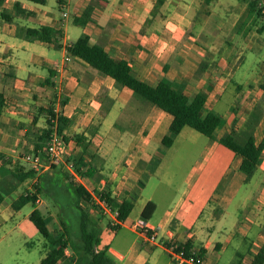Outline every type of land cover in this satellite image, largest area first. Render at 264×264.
Masks as SVG:
<instances>
[{
  "label": "crops",
  "instance_id": "1",
  "mask_svg": "<svg viewBox=\"0 0 264 264\" xmlns=\"http://www.w3.org/2000/svg\"><path fill=\"white\" fill-rule=\"evenodd\" d=\"M156 1L65 0L61 6L57 0H0V92L5 96L0 113V169H32L23 157L29 150L35 151L37 137L47 127L46 110L68 120L63 130L68 143L63 162L22 182L10 174L0 176V229L13 227L26 244L39 240L41 236L29 220L33 206L30 204L32 209L26 214L20 213L25 205L18 210L12 207L19 196L33 190L39 175L79 181L90 194L104 192L118 204L132 195L134 208L140 186L163 164V158L157 165L152 161L161 153L172 116L67 53L66 47L73 42L70 38L75 41L88 35L112 59L126 61L141 81L150 86L164 82L191 98L201 94L205 97L202 114L213 112L221 118L214 139L205 137V141L204 135L185 127L166 148L175 152L179 142L178 156L182 157V150L188 155L194 153L195 144L203 143L205 156L157 225L148 220L159 228L157 241L144 242L127 225L133 220L127 217L120 228H129L135 238L121 254L101 239L116 231L109 224L101 225L102 217L98 249L108 246L117 264H155L161 251L167 252L166 243L188 244L192 251L203 253L204 264H218L210 256L237 238L247 248L236 251L231 264L239 257L241 264H250L264 244V150L254 172L247 176L239 168L240 158L218 139L226 133L241 135L249 121L263 125L254 130L255 142L264 136V87L260 70L252 68L260 53L264 55V32H259L264 21L246 0H164L155 8ZM88 6L93 22L73 24V17ZM42 26L62 32L61 48L16 35L17 28ZM230 86L239 105L230 102L221 114L218 104ZM79 156L85 176L68 167ZM148 202L153 201L148 198L138 216ZM245 209L247 215L241 222L238 212ZM87 211L97 217L94 208ZM46 252L42 251L36 264Z\"/></svg>",
  "mask_w": 264,
  "mask_h": 264
},
{
  "label": "trees",
  "instance_id": "2",
  "mask_svg": "<svg viewBox=\"0 0 264 264\" xmlns=\"http://www.w3.org/2000/svg\"><path fill=\"white\" fill-rule=\"evenodd\" d=\"M35 3H43L44 0H31ZM249 4L250 10L256 12L258 18H261L260 10L257 8V3L260 0H246ZM264 2V0H262ZM59 5H63L65 0H57ZM164 0H157L155 8L160 7ZM92 7L88 6L81 14L73 17V24L78 26H85L86 24L93 22ZM4 16V15H3ZM5 18V17H4ZM259 32H264V22L259 27ZM16 35L20 38L31 42H37L45 45H51L55 48H61L60 41L62 39V32L50 27L39 28H17ZM67 53L71 56L78 57L86 62L90 67L96 69L101 74L112 78L118 85L131 90L135 95L141 99L156 106L160 111L165 112L172 116V121L169 125L167 133L162 138L161 144L163 147H170L176 136L185 127H189L198 133L213 138V134L216 128L220 125L221 118L219 115L208 112L202 114V109L205 103V97L201 94H196L192 98L186 93L178 92L172 89L164 82H159L155 86H150L147 83L138 79L131 71L129 64L124 60L116 61L112 59L103 47L92 44L88 35H82L73 41L66 47ZM5 105V96L3 92H0V113ZM47 111V127L37 137L36 148L32 153H40L46 142L48 141L53 127H56V131L59 134H63L64 127L67 125L68 120L60 114L54 113L52 109ZM55 121V124L54 122ZM257 123L252 121L247 122V131L243 132L240 138L238 135L232 133H226L218 142L220 145L230 150L240 158V170L250 176L257 164L259 163L261 153L264 150V136L259 143L255 142L254 130ZM65 138V136H64ZM66 139V138H65ZM80 140V137L77 139ZM153 165H157L159 160L153 159ZM72 166L75 172L80 176H85L87 173L80 171V166L83 164L82 156H79L77 160L73 161ZM54 167V166H52ZM10 174L19 182L36 174L34 169L23 171L22 168L9 169L2 167L0 169V176ZM51 178L49 176L39 175L36 183L33 184V191H27L25 194L19 196L17 200L12 204L13 209L18 210L26 204L33 206V211L29 216V220L34 224L40 236L45 240L48 250L44 258L39 264H57L60 260L65 259V250L70 251L69 259L73 264H117L115 259L108 253V246H103L98 249L100 244V227L99 222L102 218L101 214L97 213V217L91 216L86 210L84 205L90 204L91 194L79 184L73 181L67 182L65 185L68 190L73 194L72 206L77 210L79 214V233L73 234L69 224L66 221H61V230L59 228L49 230L50 219L47 216L41 214L36 206L38 202V194L44 190L41 182L42 179ZM264 186V182H263ZM105 197L114 207L118 208L119 220L124 221L127 219L133 208L134 196L131 195L130 199L122 201L118 204L111 199L109 195L104 192L100 193ZM3 201V197L0 194V203ZM93 206V205H92ZM155 211V204L148 202L140 216L145 220H149ZM120 226L114 227L112 230L119 229ZM166 243L165 246H169ZM181 248L185 250L187 254L192 253V249L188 244H180ZM199 256L203 258V253L198 251ZM239 257V256H238ZM235 264H241L240 257ZM250 264H264V244L254 254Z\"/></svg>",
  "mask_w": 264,
  "mask_h": 264
},
{
  "label": "rangeland",
  "instance_id": "3",
  "mask_svg": "<svg viewBox=\"0 0 264 264\" xmlns=\"http://www.w3.org/2000/svg\"><path fill=\"white\" fill-rule=\"evenodd\" d=\"M258 24L260 25V21ZM72 41H74V39L70 38L69 42ZM259 43H261L260 40ZM259 52L260 50L257 54H259ZM262 52L264 53V50ZM253 66L254 67L252 68L255 72L260 70V81L262 82L261 85L264 87V55L262 53H260L259 59ZM230 102L239 105V101L234 96L232 86H230V88H228V90L222 96L217 110L221 111L220 113L222 114V112L226 110V104H229ZM258 125L259 123L256 124L255 128H257ZM234 126L238 127V124L234 123ZM259 126L262 128L263 125L260 124ZM194 133L196 132L194 131ZM238 136L242 138V135ZM201 137H203V140L207 141L205 136ZM195 145L193 146L194 153L185 155L184 150H182V157L178 156V153L181 152L179 149L181 147L179 142L175 144V152H171L170 150H166L165 147H162L160 155L156 157L158 160L163 158V164L160 169L155 167L152 177L142 186H140V196L138 197L133 210L128 216L129 220L135 219L138 216V211L140 210L141 206H143L145 201L150 198L155 204H157V210L155 213H153L150 222L154 225H157V223L167 211V208H171L169 206H172L171 203L177 191L184 187V182L190 175L191 170L193 168H197L199 166L197 164H200L205 156L202 150V147L204 148V144L197 143ZM28 153H32V151L29 150ZM173 153H175L176 156H173ZM198 170L194 171V177H196ZM61 178L62 175H56L52 179L47 177L42 179L41 184L44 190L38 194L37 197L39 201L36 203V206L42 215L47 216L50 219L48 227L49 230L52 231L54 228H59L61 230L62 226L60 222L66 221L69 224L72 233L76 235L79 233V214L71 204L73 194L65 185L67 182ZM256 178L257 176L254 178L255 181ZM67 181L69 182L70 178L69 180L67 179ZM73 182L77 184L80 183L79 181L76 182L74 180ZM25 185L26 184H24L22 188H24ZM90 186L92 185H89V187ZM31 188L32 187H30V189ZM84 206L87 210H90L91 208L93 210V207L90 204ZM31 209L32 206L30 204L25 205L20 210V213L26 214ZM234 209L235 207L232 206L231 211H234ZM247 211L248 210L245 209L241 212H238L239 221L243 222L245 215H247ZM215 214H217V212ZM107 221L108 220L103 217L100 224L108 225L109 223ZM12 228L13 227L5 226L4 228L0 229V264H36L43 256L42 251L48 250L45 240L42 237H39V240L33 239L31 244H26V241L23 239V237ZM132 238H135V235L129 228H120L116 231L110 232L109 234H103L101 236V239L104 240V242L109 244L111 248L117 250L121 254H125V251L132 242ZM247 238L249 241L252 240L251 235H248ZM246 248L247 246L244 243H241L237 238H235L223 251L215 252L212 256H210L209 259L211 261H217L218 264H231L236 260L235 252L238 250H245ZM109 255L112 257L111 254ZM64 260L65 259L61 261V264H73L70 259ZM155 264L177 263L170 257L168 252L164 250L161 251V256H158L157 262Z\"/></svg>",
  "mask_w": 264,
  "mask_h": 264
},
{
  "label": "built area",
  "instance_id": "4",
  "mask_svg": "<svg viewBox=\"0 0 264 264\" xmlns=\"http://www.w3.org/2000/svg\"><path fill=\"white\" fill-rule=\"evenodd\" d=\"M257 8L260 10L261 19L264 21V2L262 0L258 1ZM63 16L66 17L67 14L63 13ZM55 124V121H53ZM68 152V143L64 138V135L57 133L56 127H53V132L49 137L48 141L42 148V155L40 153H28L24 155V160L31 165V168L36 172H42L44 170H49L52 166L57 165L63 162L67 156ZM70 169L73 168L72 164H69ZM38 203V202H37ZM90 205L94 210L101 214L102 217L108 219L111 229L117 226H123L126 224V220H119V211L118 208L114 207L105 197L99 194H91ZM127 225L131 229L137 232L140 238L144 242H156L158 239L157 230L158 227H152L148 220H145L143 217L138 216ZM166 250L169 253L170 257L177 262L178 264H204V260L196 252L187 254L183 248L177 244H170L166 246ZM65 256H70V251L65 250Z\"/></svg>",
  "mask_w": 264,
  "mask_h": 264
}]
</instances>
